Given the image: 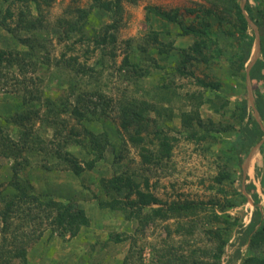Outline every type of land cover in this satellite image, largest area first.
Here are the masks:
<instances>
[{"label": "rangeland", "instance_id": "obj_1", "mask_svg": "<svg viewBox=\"0 0 264 264\" xmlns=\"http://www.w3.org/2000/svg\"><path fill=\"white\" fill-rule=\"evenodd\" d=\"M247 1L240 0L241 6L245 7ZM249 3L254 5L253 1ZM91 5L92 0H54L49 8L43 10L47 24L34 32L18 30L16 35L12 36L0 26L1 51L15 54L19 51V39L32 35L39 37L45 43V49L40 54L38 71L35 75L29 73L27 79L29 81V77L40 78L33 83L36 88L38 84V91L42 93L41 102H33L28 105L29 107L24 106L21 96L24 93L23 86L17 81V77H20L18 67L0 66V127L5 135L17 141L21 130L13 124H8L5 119L16 112L41 105L42 118L37 120L32 137L44 141L45 144L41 145L48 149L49 154L46 158L43 156V151L30 154V163L21 174L34 183L35 192L45 200L51 197L77 200L91 219L90 226L85 227L75 238L69 236L62 238L45 226L43 237L29 251L30 262L32 264H169L171 260L173 264H214L213 257L217 242L208 232L212 226L203 220L205 214L192 219L195 220L196 228L190 234L189 229H181L180 233L176 230L179 225L192 224L191 219L158 220L142 231L136 220L127 217L128 213L99 208L91 193L100 191L101 198H108L100 189V179L128 172L142 184L145 180H149L151 192L166 204L192 200L205 203L219 201L224 204L225 199L236 197L234 191L243 193L247 197V202L242 205L241 198H238L237 208L228 212V215L242 220V227H234L231 235L225 238L227 244L221 262L241 264V260L237 258L238 251L242 257L250 255L248 245L240 246L242 230L251 223L256 211L259 210L264 214V193L261 186L264 175V155L261 154L263 141L252 149L241 169L236 164L230 166L227 164L234 178L219 186L214 182V178L225 165V161L222 160L224 151L228 148V143L234 140L235 132L216 133L212 128L210 136L203 140L199 136L210 126H196L195 129L189 130L182 124V115L195 112V106L192 105L195 101L191 95L203 93L204 90L197 84V80L204 79L207 82L220 83L219 93L224 96L230 95L231 110L234 109L233 104L238 96L245 90L249 112L264 130L263 121L255 107V98L248 76L251 66L257 60L263 59L261 49L259 50L260 29L251 24L250 34L254 35L256 40L251 58L246 65L245 82L240 79L242 74L236 73L235 78L233 77L235 70L230 68L228 61L209 65L200 61L195 62L188 66L189 70L193 71L194 77L181 78L174 74L180 56L178 52L160 55L148 42L149 33L156 31L162 41H173L175 47L184 50L190 48L192 38L180 35L178 24L160 20L152 14L148 15L150 21L148 26L145 21V8L158 7L167 12L178 10L179 23L192 25L204 20L208 5L203 0L124 2V17L121 19L119 31L115 34L116 43H109L104 48L98 49L92 42L89 44L86 38L81 41L80 34L62 40L63 33L61 34L58 20L74 18L77 15L76 9H90ZM7 8L15 14L14 22H10L11 27L15 26L21 11L30 17L37 15L34 5L27 0H8L6 3L0 0V20ZM89 21L86 31L93 36L104 26L112 23L113 18L105 11H97L91 14ZM228 39H223L221 45L231 57L235 50ZM127 55L132 64H140L145 76L140 77L141 72L130 65L124 66L123 61ZM74 58L78 59L76 67L88 66L96 71L87 75L77 74L67 64ZM149 58L156 59L164 70L155 69ZM28 85L32 87L30 82ZM99 96H102V99ZM214 96L215 93H205L206 98H214ZM79 97H82L80 106L83 109L88 108L85 120L81 123L72 115L73 107ZM48 100L51 101L50 107L46 104ZM132 102L143 103L146 116L153 120L148 123L139 145L154 148V132L158 128L176 137L173 157L167 167L149 169L142 165L138 146H134L129 141L128 134L121 129V109ZM62 105L64 108H61ZM48 108H58L60 112L57 115L54 112L48 114ZM198 112L206 123L210 118L213 121L220 120L222 126H218V129L235 124L230 115L222 118L209 104H204ZM85 129L97 135L107 133L115 150L107 147L104 159L97 162L94 170H85L77 176L68 166L73 162L71 157L74 155L83 165L92 161L96 155L91 149V144L86 140ZM136 129L137 126L132 127L130 134H134ZM69 135L72 137L69 138ZM122 138L126 141L125 145H122ZM66 140H69V144L65 150L71 155L68 157L69 163L57 166L55 149L58 148V143L61 144ZM120 148L122 161L115 159ZM43 157L47 160L45 164L50 170L42 168L45 161ZM248 163L249 170L246 169ZM12 166V160L0 158V193L7 196L16 193L9 185L13 178ZM250 186L256 188L259 204L254 203L251 192L248 191ZM124 194L125 192L122 196ZM111 235L120 236L121 242L112 241ZM252 252L256 256H264L260 254V250Z\"/></svg>", "mask_w": 264, "mask_h": 264}, {"label": "trees", "instance_id": "obj_2", "mask_svg": "<svg viewBox=\"0 0 264 264\" xmlns=\"http://www.w3.org/2000/svg\"><path fill=\"white\" fill-rule=\"evenodd\" d=\"M3 1L5 3L8 2V0ZM27 1L34 5L37 13L35 17H30L21 11L15 22V26L11 27L10 22H14L15 14L10 8H7L0 20V26L12 36H15L18 30L34 32L44 28L47 24L43 10L49 8L54 0ZM136 1L92 0L90 9L78 8L75 11L77 15L74 18H61L58 20V25L62 30H60L61 34L63 33L61 39L67 40L73 38L75 34H80L79 39L81 41L86 38L89 44L92 42L98 49L104 48L109 43H116L117 36L115 34L119 31L121 19L124 17V2L135 3ZM203 1L208 5L203 17L204 20L192 25L179 23L178 18L180 13L178 10L167 12L158 7L145 8V21L148 23V26L150 25L149 14L168 23L178 24L181 30L180 35L190 37L193 40L189 49H178L175 47L173 41H162L160 34L156 31L149 33L148 42L158 50L160 55H169L173 51L178 52L180 56L178 66L174 70L175 76L181 78L194 77L193 71L189 70L188 66L198 61L207 65L228 61L230 68L235 70V74H232L233 77L235 78L237 74H242L240 79L245 82L247 78L246 65L251 58L256 40L255 36L250 34L251 24L257 26L261 32L260 41L263 59L257 60L251 66L248 76L255 98V107L264 124V1L252 0L254 2V5H252L249 3L251 0H248L245 7L241 6L240 0ZM97 11L109 13L113 18V22L104 26L100 32L92 36L86 31V28L89 26L91 14ZM227 38H229L228 40L231 41V45L235 50V53L231 57L226 54L224 47L221 45V41ZM19 42V51L15 54L14 52L0 50V66L4 65L8 68L18 67L20 77H17V81L23 86L22 90H24L23 95H21L23 105L28 106L33 102L39 103L42 100V93L38 91V84H36V88L33 83H36L35 80H39L40 78L35 77L34 79L33 77H29V81L27 79L29 73L35 75L38 71V65L41 62L39 58L41 51L45 49V43L34 35L19 39ZM77 61L78 59L74 58L67 62L68 67L75 70L77 74L87 75L96 71L94 68L88 66L79 65V67H76ZM150 62L153 63L155 69L164 70V67L156 59H150ZM123 64L124 66L130 65L133 69L141 72L140 77L145 76V71L141 69L140 64H132L130 62L129 55L125 57ZM28 82L31 83L32 87L28 85ZM197 84L204 91L198 95H191V98H194L195 101V104H192L195 106V112L193 114L182 115L183 126L189 130L195 129L194 127L196 126H210L199 136L203 140L210 136L212 128L216 133L235 132L234 140L228 143V148L224 151L222 160L225 161V165L214 178V182L222 186L225 181H231L234 178L228 165L236 164L241 169L252 149L262 141L261 154L264 155V130L262 125L249 112L247 92L245 90L238 96L233 104L234 109L231 110L230 106L232 102L230 95L224 96L222 93H219V82H207L204 79H198ZM207 92L215 93L214 98H206L205 93ZM99 98L102 99V96H99ZM81 102L82 97H79L72 110L73 117L79 123L85 120L86 111L88 110V108L85 107L83 109L80 106ZM50 103L51 101H46L49 107ZM204 104H209L212 110L222 118L225 115H230L235 124L218 129V126H222L220 120L213 121L210 118L206 123L201 119L198 112ZM40 106L16 112L11 117L5 119L8 124H13L21 130L17 141L5 135L3 129L0 127V132H2L0 135V158H7L13 161V178L9 185L16 191L11 196L0 193V264H32L29 259V251L43 237L46 230L45 226H48L52 233L62 238H66V236L75 238L85 227H89L91 224V219L77 200L56 197L45 200L35 192L34 183L21 174L30 163V154L36 151L42 153L43 151L45 158L49 154L48 149H45L41 145L45 144L44 141H40L37 137H32L37 120L42 118ZM143 106H145L143 103L132 102L122 107L120 112L121 129L128 134L129 141L134 146H138L142 165L149 169L167 167V164L172 160L177 139L158 128L154 132V148L151 149L144 145H139L142 140L141 136L145 133L148 123L153 121L150 120V117L146 116V108ZM61 108H64V105ZM47 112L48 114L54 112L57 115L60 109L48 108ZM134 126H137V129L131 135L130 129ZM193 133L198 132L193 131ZM84 134L87 138L86 140L91 144L92 151L96 154L94 159L85 162L84 166L79 163L78 158L74 155L71 157L70 152L65 150L69 144V140L61 144L58 143V148L56 147L54 152L58 159L57 166L65 163L68 164V157L72 158L73 162L69 163L68 166L77 176L85 170H94L97 162L104 159V152L107 147H112L115 150L107 133L104 132L97 135L85 129ZM71 137L69 135V138ZM78 143L80 142L78 141ZM125 144L126 141L122 138V145ZM120 151L121 148L115 156V159L118 161H122L123 159ZM44 157L45 161L42 168L50 170L45 164L47 160ZM246 169H250L249 163ZM143 184L144 186H142ZM143 184L136 181L128 172H123L115 174L110 178L100 179V189L108 197L107 199L101 198L100 191L98 193L92 192L91 194L100 209L128 213L127 217L131 220H136L139 229L142 231L158 220H192L205 214L203 220H206L205 222L212 226L208 232L212 234L217 242L213 257L214 264H222V256L227 244L225 238L231 235L234 227H242V220L228 215V212L237 208L239 204L238 198H241L240 204L244 205L247 202V197L239 191H234L236 197L230 200L225 199L224 204L219 201L205 203L194 200L176 201L166 204L151 192L149 180H145ZM261 186L264 193V175L261 179ZM248 191L251 192L254 203L259 204L260 199L256 188L250 186ZM124 192L125 194L122 196ZM192 221L190 225H179L176 232L180 233L181 229H189V233H193L196 224H194L195 220ZM16 222L18 223L16 224ZM24 229L29 230L25 231ZM110 238L116 243L121 242V238L118 235H111ZM239 240L240 246L248 245L250 251L248 257H242L238 251L237 258L241 260V264H264V256H256L252 252L260 250V254L264 255V214L261 211L255 212L251 223L245 230H242V236ZM169 264H173V262L170 260Z\"/></svg>", "mask_w": 264, "mask_h": 264}, {"label": "crops", "instance_id": "obj_3", "mask_svg": "<svg viewBox=\"0 0 264 264\" xmlns=\"http://www.w3.org/2000/svg\"><path fill=\"white\" fill-rule=\"evenodd\" d=\"M250 2H252V0L250 1ZM259 45H260V43H259ZM261 48H259V50H260Z\"/></svg>", "mask_w": 264, "mask_h": 264}]
</instances>
